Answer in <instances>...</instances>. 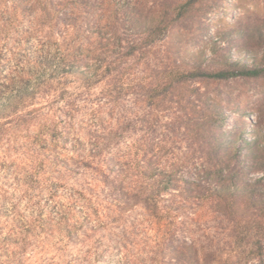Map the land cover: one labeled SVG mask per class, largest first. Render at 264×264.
Instances as JSON below:
<instances>
[{
    "label": "trees",
    "instance_id": "1",
    "mask_svg": "<svg viewBox=\"0 0 264 264\" xmlns=\"http://www.w3.org/2000/svg\"><path fill=\"white\" fill-rule=\"evenodd\" d=\"M209 1L0 0V264H25L52 239L86 244L111 211L117 221L137 207L159 238L161 264H264V136L226 129L233 98L208 91L264 79V63L226 57L212 71L175 53L164 68L148 62L188 18L205 37ZM130 96L170 113L185 153L170 155L153 118L125 113ZM186 219L214 229L209 247L188 238ZM90 256L88 247L75 258Z\"/></svg>",
    "mask_w": 264,
    "mask_h": 264
},
{
    "label": "rangeland",
    "instance_id": "2",
    "mask_svg": "<svg viewBox=\"0 0 264 264\" xmlns=\"http://www.w3.org/2000/svg\"><path fill=\"white\" fill-rule=\"evenodd\" d=\"M140 1L146 3L155 0ZM201 22L204 27L200 22L199 26L205 28V37H200L197 27H193L196 21L188 18L185 23L187 27L176 26L154 44L152 57L148 60L150 65L164 68L172 63L175 55L184 61L196 59L204 68L212 71L220 69L226 57L249 65H253L256 61L264 63V0H210L205 5ZM243 33H248L249 36L244 37ZM195 54L198 56L192 57ZM143 66L137 64L136 69L141 70ZM193 86L202 91L205 89L204 85L198 83H193ZM208 91L216 100L227 95L233 98L232 103L227 105L229 107L227 110L234 108V112L229 116V126L226 129L238 134L240 129L245 127L246 132L250 134L256 128L264 136V79L250 81L236 79L210 86ZM124 109L132 120L143 119L146 116L153 118L156 122L154 136H157L160 143L169 149L170 155L175 154L179 157L178 153H185L187 145L183 141L184 137L171 130L170 113L151 112L145 105L135 103V96H130L126 100ZM241 111L248 113L254 122L259 123V127L241 116ZM90 117L89 111L79 116L86 124L82 126L83 138L86 129L91 128L88 126ZM125 136L127 142L134 137L132 134ZM74 178L68 182L74 183ZM110 213L112 220L99 227L88 238L86 244L65 248L64 243L52 239L51 246L46 247L45 251L41 249V245H36L34 251H29L24 257L25 264H81V258L76 259L75 256L88 247L91 249V264H161L157 246L159 238L150 228L142 208L137 207L131 212H126L117 221L113 219L114 216H118L117 212ZM186 220L190 223L188 238L200 246L209 247L208 236H211L214 229H206L208 226L194 225L190 219ZM209 226L213 227L214 224ZM124 230L126 233L124 241L119 244ZM124 246L127 249H124ZM58 248L62 251L57 252ZM124 254L126 258L122 256ZM120 257L123 259H119Z\"/></svg>",
    "mask_w": 264,
    "mask_h": 264
}]
</instances>
